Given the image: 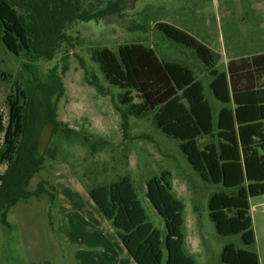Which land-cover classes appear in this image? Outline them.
Here are the masks:
<instances>
[{"label":"rangeland","instance_id":"1","mask_svg":"<svg viewBox=\"0 0 264 264\" xmlns=\"http://www.w3.org/2000/svg\"><path fill=\"white\" fill-rule=\"evenodd\" d=\"M109 1L117 0H79L78 11L99 12ZM118 7L98 20L66 24L65 36L50 56L28 51L16 56L0 35L4 124L7 97L18 90L34 99L40 110L54 109L57 124V129L50 125L40 132L45 163L28 185L33 190L43 182L54 197L42 194L9 209L8 225L0 223V264H80L82 256H88L90 264H120L118 254L121 264H137L113 221L103 216L89 195L90 188L123 176L131 179L145 217L142 223L149 225L146 229L138 224L142 240L152 237L153 229L160 231L159 264H181L182 253L194 264H222L221 252L229 243L256 252L264 264V195L250 199L254 245H245L239 235H219L209 217L208 201L225 188L204 180L191 167L179 142L155 126L152 112L136 116L129 105H122L124 91L105 79L93 58L103 48L116 53L121 45L142 43L160 59L187 65L203 83L215 122L221 104L209 89L208 69L193 50L163 36L156 23H169L205 44L216 56V69L223 72L228 60L264 53V0H119ZM49 85L54 89L47 90ZM210 140L201 138L199 143ZM5 168L4 162L0 172ZM165 172L169 190L161 179ZM98 216L115 236L105 242L104 252L96 251L92 235L84 234L85 223L95 227ZM180 237L182 251L172 244ZM89 247L93 251L86 254ZM79 249L76 259L73 254Z\"/></svg>","mask_w":264,"mask_h":264},{"label":"trees","instance_id":"2","mask_svg":"<svg viewBox=\"0 0 264 264\" xmlns=\"http://www.w3.org/2000/svg\"><path fill=\"white\" fill-rule=\"evenodd\" d=\"M118 2L109 1L103 10L90 13L78 11L79 0H0L1 41L14 55L28 51L50 56L58 40L64 38L66 24L103 18L119 11ZM156 28L166 38L193 50L208 68L212 77L209 88L223 105L215 122L203 83L187 65L160 59L142 43L121 45L116 53L103 48L95 51L93 58L105 79L124 91L122 105H129L136 116L152 112L155 126L179 142L191 167L204 180L225 188L213 193L208 201L216 232L221 236L239 235L245 245H254L250 199L264 195V53L231 59L227 72H218L215 54L194 36L169 23L157 22ZM45 87L54 89L52 85ZM134 98L140 101L135 103ZM7 103V124L0 115V165L6 163L0 172L3 225H8V211L19 201L42 194L54 197L43 182L33 190L28 185L45 163L39 147L40 132L50 125L57 129L54 109L40 110L24 91L10 94ZM205 137L213 140L200 144L199 139ZM167 175L163 173L161 179L169 190ZM50 189L54 191L51 185ZM89 195L103 216L113 221L137 264H159L160 231L153 229L152 237L142 240L138 224L146 225V229L149 225L142 223L145 217L128 176L92 187ZM172 242L180 251L182 238ZM220 259L222 264H260L256 252L232 243L223 247ZM182 260L181 264H194L184 253Z\"/></svg>","mask_w":264,"mask_h":264},{"label":"crops","instance_id":"3","mask_svg":"<svg viewBox=\"0 0 264 264\" xmlns=\"http://www.w3.org/2000/svg\"><path fill=\"white\" fill-rule=\"evenodd\" d=\"M229 61V60H228ZM228 61H227V63H228ZM206 67V66H205ZM190 68V67H189ZM207 68V67H206ZM192 69V68H191ZM208 69V68H207ZM215 69H216V66H215ZM194 71V70H193ZM217 71H218V69H217ZM208 72H209V70H208ZM219 72V71H218ZM223 72H227V64H226V71H223ZM210 74V73H209ZM211 76V75H210ZM197 79V78H196ZM198 80H200V79H198ZM211 80H212V77H211ZM210 80V81H211ZM210 83V82H209ZM209 83H208V86H209ZM204 87V86H203ZM210 89V88H209ZM212 92V91H211ZM212 95H213V93H212ZM205 96V95H204ZM213 97H214V95H213ZM219 102V101H218ZM220 103V102H219ZM221 104V103H220ZM223 105L221 104V107H222ZM220 107V108H221ZM219 108V109H220ZM219 109H218V111H219ZM218 111H217V113H218ZM95 224V223H94ZM85 226L87 227H85V230H84V234H88L89 236L90 235H92V246H94V248L95 249H97L96 251H100V252H104V251H107V248L105 247V242H107L108 241V239H109V237H110V235L111 236H113V231H112V229H110V227H109V223L108 222H105V220L101 217L100 218V216H98V219H97V221H96V224H95V227H93V226H91L90 224H87V222L85 223ZM97 227H99V230H97ZM114 238H115V236H113ZM79 242H83L82 240H78ZM83 246H85V248H88V246L87 245H83ZM81 248V247H80ZM81 249H79L78 251H76L74 254H73V256H74V258H76L77 259V254L79 253V251H80ZM93 251V249H92V247H89V250H86V251H84L86 254H89V252H92ZM123 251V250H122ZM124 253V252H123ZM111 256H115V254L113 253V252H111ZM115 258H116V260H117V262H118V258H119V260H120V264H121V260L123 259V257L120 255V254H118V258H117V256H115ZM83 259H86V262H85V260H83ZM79 262V261H78ZM90 264V258L88 257V256H86V257H84V256H82V257H80V264Z\"/></svg>","mask_w":264,"mask_h":264},{"label":"flooded vegetation","instance_id":"4","mask_svg":"<svg viewBox=\"0 0 264 264\" xmlns=\"http://www.w3.org/2000/svg\"><path fill=\"white\" fill-rule=\"evenodd\" d=\"M16 56H18V55H16Z\"/></svg>","mask_w":264,"mask_h":264}]
</instances>
